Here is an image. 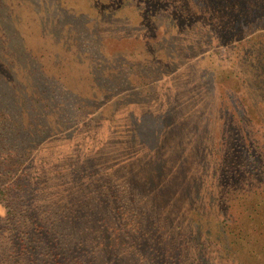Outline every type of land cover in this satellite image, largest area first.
<instances>
[{
  "label": "rangeland",
  "instance_id": "374dc122",
  "mask_svg": "<svg viewBox=\"0 0 264 264\" xmlns=\"http://www.w3.org/2000/svg\"><path fill=\"white\" fill-rule=\"evenodd\" d=\"M163 1L0 0V178H43L71 238L159 232L169 251L191 232L185 263L262 257L230 223L264 190L243 139L264 136V0Z\"/></svg>",
  "mask_w": 264,
  "mask_h": 264
},
{
  "label": "trees",
  "instance_id": "16d2710c",
  "mask_svg": "<svg viewBox=\"0 0 264 264\" xmlns=\"http://www.w3.org/2000/svg\"><path fill=\"white\" fill-rule=\"evenodd\" d=\"M234 5L237 6L238 3ZM209 6L207 1L206 10ZM223 25L226 24L218 23L214 26L219 31ZM228 45L237 47L245 46L246 43L242 37H236L230 40ZM249 138L256 145L252 146L255 151L249 153L250 156L262 163L257 169L259 173L256 172L252 180L256 182L260 179L264 182V136L258 138L257 134L254 137L246 135L243 139L247 144ZM15 157L16 155L10 156L9 162ZM11 171L15 173L9 174ZM7 175L10 177H5ZM76 179L78 178L75 177ZM42 181L43 178L29 175L26 167L20 163H14L11 170L0 178V204L7 209L5 221L0 217V264H122L123 256L118 253L117 248L127 250L129 256H124V264H203L196 257L192 258L191 263H185V257H182L180 252L182 248H177V242L180 240L191 239V232L184 234V239H168L171 247L169 251L165 246L166 239L158 237L159 232H155L153 239H91L89 233L92 228L83 229L80 237V232L73 238L70 234L65 235V232L60 233V229L66 225L75 228L78 216L73 215V212L63 216L61 206L57 208L58 204L45 196ZM250 191L259 198L251 200L245 195L243 201L250 202L249 206L240 201L235 204L242 208L244 220L236 227L235 222L231 221L230 236L233 235V241L236 238L245 240L247 237L256 238L259 235L264 239V190L253 185ZM113 199H110V202H113ZM116 213H119L118 209ZM79 221H83L81 216ZM149 223L146 225L150 226ZM116 241L117 248L113 246ZM261 246L264 250V245ZM231 249L235 252L234 247ZM231 264H264V253L262 257L258 253L246 258L240 256L231 261Z\"/></svg>",
  "mask_w": 264,
  "mask_h": 264
}]
</instances>
